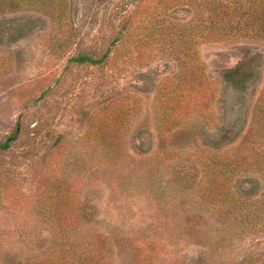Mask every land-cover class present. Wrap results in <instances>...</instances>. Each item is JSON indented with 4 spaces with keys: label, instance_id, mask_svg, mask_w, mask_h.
I'll return each mask as SVG.
<instances>
[{
    "label": "rangeland",
    "instance_id": "374dc122",
    "mask_svg": "<svg viewBox=\"0 0 264 264\" xmlns=\"http://www.w3.org/2000/svg\"><path fill=\"white\" fill-rule=\"evenodd\" d=\"M210 1L0 0V141L20 130L0 151L5 264L52 245L46 217L63 183L108 231L110 264H134L133 236L150 239L160 264L205 260L193 235L217 224L196 216L189 169L211 164L206 143L230 121L247 130L264 93V42H205ZM239 64L245 91L223 76ZM110 133L124 152L107 160ZM258 174L242 178L249 192ZM219 245L207 264L264 256V226Z\"/></svg>",
    "mask_w": 264,
    "mask_h": 264
},
{
    "label": "trees",
    "instance_id": "16d2710c",
    "mask_svg": "<svg viewBox=\"0 0 264 264\" xmlns=\"http://www.w3.org/2000/svg\"><path fill=\"white\" fill-rule=\"evenodd\" d=\"M209 3L212 5L210 8L208 6L211 11L208 17L217 19V23L204 26L205 42H264V0H211ZM75 60L99 62V59L88 55H79ZM223 76L234 90L245 91L249 76L242 64L228 68ZM241 123L230 121L212 143H206L208 148L205 149L209 152L203 157L210 158L211 164L189 169L188 176L197 180L195 188L199 190V200L194 198V193L189 197L194 203L193 207L198 210L196 216L203 219L206 213L212 212L217 224L215 232L202 231L193 235L206 249L205 260L200 264H207L206 260L215 255L210 247L212 243L220 244L223 249L234 241L235 235L264 226V93L257 98L250 125L244 132L243 123L238 128ZM19 134L18 125L6 140L0 141V151L8 150ZM118 135L110 133L104 138L102 147L107 160L124 152L121 146L124 138ZM252 172L259 173L258 181L254 179L258 187L255 183L254 191L249 192L242 178ZM69 184L60 185L62 194L50 202L54 211L46 217V222L54 230L50 231L53 243L44 251L33 252L29 264H110L108 231L97 224L93 214H87L83 201L63 194L70 191ZM130 243L134 251V264H160L150 239L133 236ZM245 257L240 256L236 263L234 260V264H264L261 253H250ZM170 259L166 264H196L190 259L187 262ZM0 264H5L2 254Z\"/></svg>",
    "mask_w": 264,
    "mask_h": 264
}]
</instances>
